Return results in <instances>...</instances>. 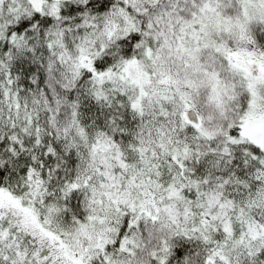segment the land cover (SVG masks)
<instances>
[{
	"label": "snow or ice",
	"instance_id": "obj_1",
	"mask_svg": "<svg viewBox=\"0 0 264 264\" xmlns=\"http://www.w3.org/2000/svg\"><path fill=\"white\" fill-rule=\"evenodd\" d=\"M0 264H264V0H0Z\"/></svg>",
	"mask_w": 264,
	"mask_h": 264
}]
</instances>
